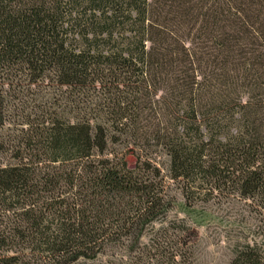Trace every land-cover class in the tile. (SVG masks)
I'll use <instances>...</instances> for the list:
<instances>
[{"label":"trees","instance_id":"1","mask_svg":"<svg viewBox=\"0 0 264 264\" xmlns=\"http://www.w3.org/2000/svg\"><path fill=\"white\" fill-rule=\"evenodd\" d=\"M19 80L58 93L0 165V264L131 250L170 184L185 211L231 193L264 226V0H0V125Z\"/></svg>","mask_w":264,"mask_h":264},{"label":"rangeland","instance_id":"2","mask_svg":"<svg viewBox=\"0 0 264 264\" xmlns=\"http://www.w3.org/2000/svg\"><path fill=\"white\" fill-rule=\"evenodd\" d=\"M3 90L0 165L14 163L19 150L25 152V145L36 142L28 124L33 126L45 111L51 110V99L58 93H52L44 84L29 85L21 80L5 85ZM152 156L165 175L166 158L157 153ZM125 161L132 169V156L127 155ZM167 192L174 204L162 219L144 230L133 249L124 242L117 243L103 256L76 264H236L235 251L244 244L255 246V258L248 264H264V226L254 203L231 193H220L193 198L185 211L175 185L170 184Z\"/></svg>","mask_w":264,"mask_h":264}]
</instances>
